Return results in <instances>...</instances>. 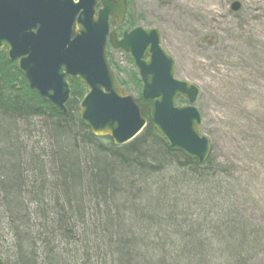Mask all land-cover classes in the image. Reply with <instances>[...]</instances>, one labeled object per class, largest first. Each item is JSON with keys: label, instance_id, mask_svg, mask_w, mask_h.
Returning a JSON list of instances; mask_svg holds the SVG:
<instances>
[{"label": "trees", "instance_id": "1", "mask_svg": "<svg viewBox=\"0 0 264 264\" xmlns=\"http://www.w3.org/2000/svg\"><path fill=\"white\" fill-rule=\"evenodd\" d=\"M70 87L65 114L0 50V243L12 264H251L264 251L262 226L232 211L231 182L210 157L169 149L142 92L148 124L116 146L82 121L85 85ZM193 207L226 213L198 222Z\"/></svg>", "mask_w": 264, "mask_h": 264}, {"label": "water", "instance_id": "2", "mask_svg": "<svg viewBox=\"0 0 264 264\" xmlns=\"http://www.w3.org/2000/svg\"><path fill=\"white\" fill-rule=\"evenodd\" d=\"M240 7L237 0L231 4L232 11ZM127 10L128 0H0V49L7 48L30 87L65 114L69 79L78 78L87 88L80 103L82 121L95 136L122 146L148 120L116 81L107 60L109 39L114 48L132 54L143 97L153 101L150 120L169 149L205 162L211 142L201 134V113L193 105L200 88L175 77V61L162 47L158 29L136 27L121 39L110 33V21L122 23ZM179 96L189 104L178 106Z\"/></svg>", "mask_w": 264, "mask_h": 264}, {"label": "rangeland", "instance_id": "3", "mask_svg": "<svg viewBox=\"0 0 264 264\" xmlns=\"http://www.w3.org/2000/svg\"><path fill=\"white\" fill-rule=\"evenodd\" d=\"M233 1L128 0L125 21L111 31L121 37L136 26L159 30L162 47L175 61V77L200 88L193 105L201 113V134L211 142L213 168L232 184V211L264 231V0H237L238 11L231 10ZM107 59L119 85L137 100L143 83L132 55L108 44ZM176 104L189 102L179 96ZM99 138L105 145L111 141ZM205 208L193 207L188 217L200 222L199 214H208L216 221L226 213ZM6 245L0 243V258L12 264ZM251 264H264V251Z\"/></svg>", "mask_w": 264, "mask_h": 264}, {"label": "flooded vegetation", "instance_id": "4", "mask_svg": "<svg viewBox=\"0 0 264 264\" xmlns=\"http://www.w3.org/2000/svg\"><path fill=\"white\" fill-rule=\"evenodd\" d=\"M132 29H133V28H132ZM132 29H131V30H132ZM131 30H129V31H131ZM129 31H124V32L122 33L121 37L118 36V38L121 39V38L123 37V34H124L125 32H129Z\"/></svg>", "mask_w": 264, "mask_h": 264}, {"label": "bare ground", "instance_id": "5", "mask_svg": "<svg viewBox=\"0 0 264 264\" xmlns=\"http://www.w3.org/2000/svg\"><path fill=\"white\" fill-rule=\"evenodd\" d=\"M106 54H107V49H106Z\"/></svg>", "mask_w": 264, "mask_h": 264}]
</instances>
